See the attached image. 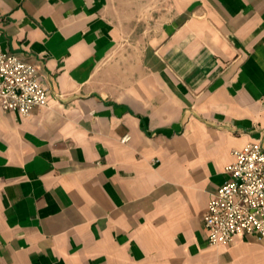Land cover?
<instances>
[{"label":"crops","instance_id":"obj_1","mask_svg":"<svg viewBox=\"0 0 264 264\" xmlns=\"http://www.w3.org/2000/svg\"><path fill=\"white\" fill-rule=\"evenodd\" d=\"M0 42L49 91L0 112V264H264L202 222L264 146V0H0Z\"/></svg>","mask_w":264,"mask_h":264},{"label":"built area","instance_id":"obj_2","mask_svg":"<svg viewBox=\"0 0 264 264\" xmlns=\"http://www.w3.org/2000/svg\"><path fill=\"white\" fill-rule=\"evenodd\" d=\"M49 91L36 66L0 42V112L28 115L48 104ZM124 135L122 140H128ZM226 179L213 192L202 215L209 245L231 244L246 234L264 242V146L259 140L246 142L232 151Z\"/></svg>","mask_w":264,"mask_h":264}]
</instances>
